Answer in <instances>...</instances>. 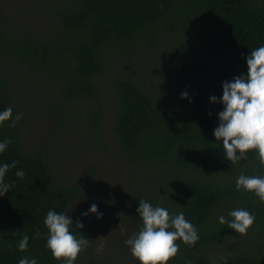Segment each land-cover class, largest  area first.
Here are the masks:
<instances>
[{"label": "trees", "instance_id": "obj_1", "mask_svg": "<svg viewBox=\"0 0 264 264\" xmlns=\"http://www.w3.org/2000/svg\"><path fill=\"white\" fill-rule=\"evenodd\" d=\"M50 12L56 27L50 37L29 25L14 30L0 24V65L48 79L62 94L50 109L63 137L89 134L92 152L109 149L105 122L112 112L110 135L137 186L125 194L131 200L126 233L130 222L133 234L142 228L137 208L143 199L170 214L183 212L198 230L194 246L177 241L179 253L168 264H264V202L236 190L241 174L264 177V166L256 151L239 164L226 159L223 141L214 136L224 106L210 101L222 99L225 81L247 75L248 55L264 46V0H56ZM144 51L152 54L144 58L143 72L149 69L153 79L148 84L118 68ZM15 104L12 81L0 75V112L12 107L14 119L23 109ZM10 123L0 126V142L12 141L0 153V166L18 164L6 173L12 187L0 197V264H18L21 257L63 264L47 248L44 220L50 210L67 214L73 234L88 239L93 217L73 204L96 169L73 182L58 177L48 144H28L23 120L14 128ZM21 169L22 179L15 175ZM236 209L256 217L247 235L219 223L221 215L231 221ZM37 231L42 235L33 239ZM25 234L29 243L22 252ZM92 251L89 241L74 264H95Z\"/></svg>", "mask_w": 264, "mask_h": 264}, {"label": "rangeland", "instance_id": "obj_2", "mask_svg": "<svg viewBox=\"0 0 264 264\" xmlns=\"http://www.w3.org/2000/svg\"><path fill=\"white\" fill-rule=\"evenodd\" d=\"M54 1L56 0H0V24H9L8 27L14 30L21 25H29V29L35 33H42L45 37L54 36L56 27L50 12ZM141 53L144 57L140 59H122L118 68L119 72L133 78L138 77L148 84L153 79L149 69L146 68V73L143 72L144 58L149 59L152 54L146 51ZM140 70L144 75L139 73ZM0 75L12 81L15 105L23 108L22 120L28 144L39 143L38 140L48 144L52 155L50 164L57 171L54 173L58 177L73 182L85 169H96L85 183L81 196L73 204L75 209L88 213L95 204L98 213L103 214L98 219L97 214L90 213L94 226L88 239L95 264H129L134 258L125 241L133 235V225L129 223L127 234L126 222L123 220L128 214L127 208L131 200H126L125 194H130L132 184L137 186L132 179L134 173L130 172L132 165L122 157L119 145L110 135L112 112L109 111L105 122V136L110 147L104 153H95L87 149L89 134L85 136L82 132H75L63 137L64 128L58 126L50 109L51 103L59 105L62 102V94L48 79L13 65H0Z\"/></svg>", "mask_w": 264, "mask_h": 264}, {"label": "clouds", "instance_id": "obj_3", "mask_svg": "<svg viewBox=\"0 0 264 264\" xmlns=\"http://www.w3.org/2000/svg\"><path fill=\"white\" fill-rule=\"evenodd\" d=\"M247 75L241 74L232 81L223 83L222 99L210 97L212 103L223 104V111L218 113L219 125L214 129L217 141H223V149L226 159L233 165L247 160V153L256 151L260 164L264 166V46L250 52L247 57ZM187 98V93L181 94ZM23 118L19 113L13 119L12 107H7L0 112V126L6 121H11L10 127H16ZM11 140L5 139L0 142V153H3ZM18 161L0 166V197H3L11 185L5 183L6 173L10 168H15ZM15 175L24 178V171L18 170ZM255 195L264 202V177L246 176L241 174L236 180V190ZM90 213H98L97 206L93 204ZM138 215L143 221V226L138 233H134L125 241L130 248L131 255L140 264H168L174 259L180 250L177 241L185 245L194 246L199 240L198 230L188 220L183 212L170 214L168 209L160 206L154 207L151 203L141 199L137 208ZM89 213H83L87 216ZM233 218L226 221L221 215L219 223H228L230 229L239 235H247L255 223V215L244 209H236L229 213ZM44 224L48 229L47 248L57 261L63 264H74L79 254L89 247V239L82 234L77 237L71 231L73 220L67 214L48 211ZM83 223L76 221V229H82ZM120 227V226H119ZM42 234L37 231L33 239ZM29 236L23 235L18 244L19 251H27ZM18 264H37L35 258L21 257Z\"/></svg>", "mask_w": 264, "mask_h": 264}]
</instances>
